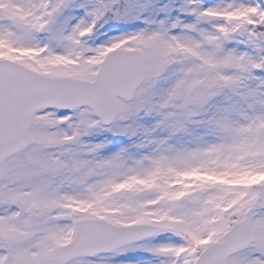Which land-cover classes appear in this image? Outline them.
<instances>
[{"label":"snow or ice","instance_id":"6c2138e0","mask_svg":"<svg viewBox=\"0 0 264 264\" xmlns=\"http://www.w3.org/2000/svg\"><path fill=\"white\" fill-rule=\"evenodd\" d=\"M0 264H264V0H0Z\"/></svg>","mask_w":264,"mask_h":264}]
</instances>
